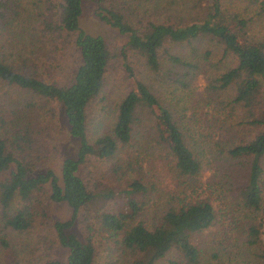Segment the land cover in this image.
Wrapping results in <instances>:
<instances>
[{"label": "trees", "instance_id": "1", "mask_svg": "<svg viewBox=\"0 0 264 264\" xmlns=\"http://www.w3.org/2000/svg\"><path fill=\"white\" fill-rule=\"evenodd\" d=\"M83 1L94 2L95 18L124 36L116 53L106 37L80 28ZM168 1V16L141 28L118 9L102 7L101 0H54L45 18L25 30L14 24L23 11L21 0H0V40L11 48L6 47L7 53L0 48V82L39 96L41 102L20 99L18 106L0 108V245L8 246L5 230L22 232L42 222L66 251L62 261L15 259L11 264H96L99 239L116 256L103 264H156L164 258L168 264H198L199 234L216 218L213 199H222L223 217L263 207L264 0ZM2 31L11 33L10 41ZM25 31L32 48L16 46ZM207 42L224 60L222 66L203 65L211 50L200 45ZM64 44L76 53L73 73L66 80L47 78L51 64L42 58L44 48ZM199 52L201 58L195 57ZM116 54L130 85L109 126L90 139L89 105L101 93ZM129 56L161 81L139 77ZM177 65L212 70L206 121L221 138L202 151L188 143L184 110L177 106L175 88L171 91L176 77L169 74L175 75ZM50 102L60 106L67 133L77 143L74 156L65 157L58 172L49 164L53 148L43 138L51 131L43 118L44 104ZM203 151L208 157L202 161ZM103 161L112 163L126 186L118 210L103 208L112 192L100 191L88 169L100 176ZM143 163L151 169L159 164L154 178L142 172ZM205 166L213 176L202 184ZM52 203L68 206L69 217L52 220ZM77 221L81 236L73 231ZM235 227L244 245L260 249L264 264V215L241 219Z\"/></svg>", "mask_w": 264, "mask_h": 264}, {"label": "rangeland", "instance_id": "2", "mask_svg": "<svg viewBox=\"0 0 264 264\" xmlns=\"http://www.w3.org/2000/svg\"><path fill=\"white\" fill-rule=\"evenodd\" d=\"M23 11L19 19L14 24L18 29L20 26L28 30L30 23H39L45 18L47 10L53 9L54 0H21ZM168 0H101V6L114 7L120 12L125 13L130 17L131 24L134 27L143 28L148 21L152 20H164L170 11L167 9ZM198 4H202V0L198 1ZM97 5L94 2L83 1L81 4V14L79 16L78 24L80 28L88 34L100 35L106 37L111 42L115 53L122 45L125 38L120 35L114 28L109 25L98 21L95 16V8ZM103 12V11H102ZM22 21V22H21ZM15 29V30H16ZM258 29H262L259 28ZM3 34L10 41L11 33L7 34L6 31H2ZM21 39H16L20 44L25 43L27 48H32L29 44L28 32L25 31ZM246 47H251L252 44L241 40ZM202 43L201 49L211 50L210 54H206L207 59H203L208 66H213V69L222 66L224 60L219 58L218 52L211 49L212 44ZM10 46L4 39L0 40V48L7 53L6 47ZM11 49V48H10ZM186 49V48H185ZM44 60L50 61L51 67H47V78H56L58 80H66L73 73L76 65L77 58L76 53L71 45H63L62 48H55L53 46L45 47ZM171 51V49L169 48ZM12 51H15L12 49ZM194 54V53H193ZM190 58L189 53L185 54ZM203 52H199L195 57L201 58ZM15 58V56H14ZM132 60V66L139 74V77L146 79H158V83L161 81L159 76L153 75L149 71H143L137 58L130 57ZM220 60V62L218 61ZM208 66L204 68L202 66L198 69H192L177 65V72L169 74L176 81L173 82L171 91L177 99V106L184 110V116L186 119L185 128L188 132V143H192V146L202 151L206 149L208 143L213 145V141L221 138V135L211 127L206 121V118L210 116V108L206 103V96L208 86L211 83H207V78H211ZM125 72L122 69L118 60V54L111 60L110 66L105 74L104 85L101 93L90 102L87 113V131L90 139L94 135H98L103 132L113 120L116 105L124 95V91L129 87V81L125 77ZM159 87V86H158ZM157 87V88H158ZM163 87H159L162 90ZM20 99H25L40 102V97L33 95L29 92H23L17 88L0 82V108L1 110L18 106ZM45 110L43 118L50 121L51 131L48 132V136L43 138L53 148V152L50 156L49 164L59 171L61 161L65 157H73L77 148L76 140L69 136L67 133V126L63 117L61 108L58 104L50 102L45 103ZM214 116L211 119L214 121ZM43 128V124H41ZM208 157L207 152L203 151L202 161ZM110 161H103L98 166L101 168L99 173L95 172L92 167H88L95 176V180L98 182L97 188L100 191L110 190L112 195L104 200L103 208H111L112 210H118L122 208L123 200L125 197L124 190L126 186L123 180H119L117 176L119 173L113 171V166ZM159 164H155V167L150 168L145 163L142 164V172L146 176L154 174L157 175ZM211 166V165H209ZM229 170V169H228ZM239 170H234V174L237 175ZM80 176H86L85 170L82 172L79 170ZM233 175V174H232ZM213 176V169L209 167H203L199 180L201 183H208ZM121 190V192H119ZM201 196H204L201 194ZM216 196V195H214ZM222 199H213L212 204L216 210V218L209 228L205 229L199 234L198 248L200 250L199 263L198 264H262V258L259 257L260 249L255 246L247 247L243 241V234L240 233V229L235 225L241 219L244 222L252 220L255 215H264V203L261 209L256 212H246L243 210H235L231 212L228 217L222 215L223 208L221 207ZM102 206V204H100ZM97 210H100L99 208ZM49 215L52 220H65L70 215V208L64 203H52L49 208ZM82 225L80 221H77L73 227V231L81 236ZM8 246L0 245V264H11L15 259L24 262H43L48 259L64 260L66 251L56 243L54 232L48 224L37 222L34 226L26 231L17 232L13 230H5ZM98 236L94 237L95 241ZM99 247H97L96 264H103L105 261H109L111 257L115 255L109 253L107 246L109 243L105 241H97ZM244 243V244H243ZM111 255V257H110ZM173 257V256H172ZM168 258H164L158 261L156 264H168Z\"/></svg>", "mask_w": 264, "mask_h": 264}]
</instances>
